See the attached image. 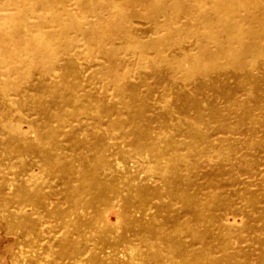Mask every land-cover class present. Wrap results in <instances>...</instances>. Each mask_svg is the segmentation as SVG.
Segmentation results:
<instances>
[{
    "label": "rangeland",
    "instance_id": "obj_1",
    "mask_svg": "<svg viewBox=\"0 0 264 264\" xmlns=\"http://www.w3.org/2000/svg\"><path fill=\"white\" fill-rule=\"evenodd\" d=\"M6 1L0 0V26L8 33V55L16 54L24 61L30 59L26 49L31 43L37 45L44 36L43 43L47 46L45 52L49 54L54 51L59 57L57 65H54L45 80L62 91L39 96V105L42 108L49 107L51 115L61 110L62 115L74 114L78 119L63 124L52 122L49 126L61 140L60 153L69 155L70 149L77 146L78 141H83L90 144V153L95 155L92 146L103 137L114 142L117 148L121 147L125 154L119 158L112 156L109 149L100 145L98 161H95L91 172L93 179L88 182L90 186L95 180L113 183L114 176L105 172L103 163L105 160L115 162L118 158L126 166L124 170L116 168L122 177H139L150 187H158L159 192L151 196L149 203L144 204L143 208L150 210L138 213L141 203L135 198L127 203L124 199V183L120 186L117 181L111 185L107 203L101 202V195L90 200L91 196L84 190L77 195L78 202L87 203L82 223L79 222L78 211L71 208L69 201L56 194L62 187L60 170L48 168L44 162L37 163L28 156L30 167L27 173L36 178L27 189L36 192V196L30 203L25 202L18 184L21 180L25 181L26 172L14 163L15 158L23 153L18 150L19 144L13 141L18 135L29 131L33 112L19 110L9 119L12 129L0 128V264H74L81 254L83 262L77 264H141L137 251L150 257L146 264H185L180 257H172L176 252L174 246L177 243L180 246L182 242L191 244L190 250H205L199 264H264V85L258 84L257 87L261 89L254 93L252 83L241 87L234 77L227 76L224 80L228 82L225 81L228 91L223 92L222 88L217 90L212 87L214 82L212 86L203 85L206 78L200 75L187 79L180 73L179 86L168 89L170 71L164 63L176 54L177 46L162 45L160 54L151 47L156 41H167L170 31L165 28L154 30L150 21L151 11L144 8L142 0H116L117 9L112 14L100 6L101 1L98 5L86 7L78 0H66L72 19L63 15L64 20L60 25L50 20L53 8L43 5L41 9L37 7L36 11L25 14V18L36 29L31 31L28 39L16 38V42L11 33L15 22L8 18L18 17L20 12L6 4ZM200 8L202 6L198 4L197 9ZM58 13H61V9ZM135 13L140 17H135ZM116 15L118 19L134 16L131 21L121 23L120 28L133 32L135 39L132 41L139 43L136 48H128L124 40L114 41V38L101 47L82 31L70 28L72 22L80 23L84 30L103 28L113 37L114 33L109 30L114 28L111 20ZM241 15L247 16L248 13L241 11ZM187 21L180 18L174 27L183 28L189 23L195 28L199 24L195 19ZM63 30L66 34H61ZM68 40L70 45L66 46ZM262 42L264 44V38ZM184 46L193 48L192 40L185 42ZM208 46L215 50L214 46ZM193 52L197 53V50L193 49ZM70 65L77 70L76 74L71 75ZM254 66V74L259 78L264 77V69L259 70L256 63ZM189 68L187 65L186 69ZM2 73L6 75L0 74V77L8 79L10 84L20 80L18 75H8L5 71ZM37 79L36 75L31 78V82ZM77 81L81 83L80 91L74 97L84 100L90 96V102L77 101L76 105L65 107L48 104L55 97L62 96L68 85ZM226 93L234 98L235 107L228 106L224 96ZM26 94L38 96L31 90H26ZM257 97L262 102H258ZM10 100H22V96L17 95L12 87L5 100L0 94L1 107L12 106ZM144 103L147 107H144ZM93 105L98 108L97 111ZM184 105L188 106L185 111ZM242 107L249 108L253 117L248 118ZM108 110L112 112L110 116L106 114ZM19 116L25 121L18 122L16 118ZM183 122L193 128L185 131L182 129ZM222 123L232 129H223ZM44 130L47 131V128ZM139 133L160 149L166 148L168 140L187 144L192 141L191 136H195L197 146L194 151L187 147L179 149L180 154L192 158L193 164L189 169L180 166L178 175L188 185V191L197 197L200 207H203L199 216L193 217L187 213L189 209L182 201L172 198L170 189L174 186L173 182H166L154 172L150 148L145 143H136ZM204 138L209 139V148L215 151L224 146H233V151L217 161L213 154L203 152L206 150ZM9 150L11 154L8 161ZM111 150L113 152L114 148ZM170 160V155L164 156V166L169 165ZM81 163L85 164L86 161ZM69 184L72 187L85 185L75 179H69ZM221 200L223 203L219 207L216 202ZM44 205L52 210L61 208L63 216L60 218L40 212V206ZM180 228H188L193 232L182 233ZM164 233L176 242L174 246L158 239L156 234ZM192 233L198 234L200 238L194 239Z\"/></svg>",
    "mask_w": 264,
    "mask_h": 264
},
{
    "label": "bare ground",
    "instance_id": "obj_2",
    "mask_svg": "<svg viewBox=\"0 0 264 264\" xmlns=\"http://www.w3.org/2000/svg\"><path fill=\"white\" fill-rule=\"evenodd\" d=\"M45 1H6V4L14 6L20 12L18 17L11 16L8 18L9 21L13 20L15 22L12 26L11 31V33L14 35L13 40L15 42L16 38L28 39L27 37H29L31 31L36 29L25 18V14H28L32 10L36 11L37 7L41 9V6L47 5L53 8L54 11L52 13V16L50 17V20L57 25L63 23V15L72 19L70 17L71 12L67 9L66 0ZM99 1H101L100 6L107 10L110 14H112V12L117 9L116 0H78V2L82 6L83 4L87 5L86 7H88V5L91 6V4H97ZM142 1L144 4V8L151 11L150 21L154 26V30L165 28L170 31L167 37V41H156L152 43L151 47L160 54V48L162 45L166 46L170 44V46H177V48L175 49L176 54L171 56V60L164 63V66H167L170 71V84L168 86V89L173 90L174 87L179 86L180 73L184 74L185 78L187 79H192L193 77L198 78L196 76L200 75V77L202 76L203 78H206V81L203 83V85L212 86L211 83L214 82V86L212 87H216L217 90L222 88L223 92H225L226 90L228 91V82L224 80L227 76L234 77L237 80L238 85L241 87L245 86L246 84L252 83L254 85V91L252 90L254 93L261 89L260 87H257L258 84L264 85V77L259 78L253 72L256 67L254 66V63L258 64L259 70L264 69V44L262 42V39L264 38V0ZM198 4H201L202 8L197 9ZM60 5H62V7ZM59 9H61V13H58ZM241 11H246L248 15L242 16ZM134 15L135 17H140L138 13H135ZM117 17L118 16L116 15L115 18L111 20L114 23V28L112 27L109 31L114 33L113 37H111V34L103 28L96 31L84 30L82 24L80 23L72 22L70 28H73L76 31H82L81 33L86 34L88 38L94 40L101 47H103L104 44H106L108 41H112L114 38V41L116 39L124 40L125 45L128 48H136L139 43L132 41L135 39V35L133 34V32L122 31L123 29L120 28L121 23H123L124 21H131L134 16L127 19H118ZM180 18L187 19L188 21L195 19L199 21V24L195 28L190 26L189 23H186L183 28H175L174 25L180 22ZM119 22L120 24H118ZM246 25H249V27H247ZM200 29H205L206 31H200ZM65 30H63V33L61 34H66ZM42 38L45 37L43 36ZM42 38L38 40L37 45H35V43H31V45L28 46L26 52H28L31 58L24 61L19 59V57H16V54L12 53L13 56L8 55L9 47H7L6 45L9 43L8 33L5 32L3 27L0 26V47H3V49L0 50V69L4 68L3 71L7 72L8 75L14 74L20 76V80L18 82H14L13 84H10L8 79L4 80L0 77L1 98L2 100H5V96L8 95L9 89L11 87L17 92V95L22 96L21 101L15 102L10 100L9 104H11L12 106L4 108V106L1 107V105L3 104L0 105L1 130H10L13 128V126L9 122V119L14 113H17L19 110L26 109V111L29 110L33 112V118L31 120L32 124L30 125L29 131L27 130L24 134L18 135L13 141L17 143V145L19 144L18 150L23 153L22 156L15 158V161L12 159L15 165L21 167V169L26 172L25 181L23 182L21 180L18 184V187L23 193V200L27 203H30L36 196H34L36 192L32 193L27 189L29 183L36 178L31 173H27V169L30 167V164L27 163V161L29 160L28 156H30L37 163L44 162L46 167L57 168L60 170L59 173L61 174L60 181L62 183V187L60 190L56 191V194H58L62 199H66V201H69V205L71 206V208L78 211L77 213L79 215V222L84 221L86 215L85 206L87 203L85 204L84 202H78L77 195L85 190L91 196L90 200H95L101 195V202L107 203L109 201L108 192L110 189H112L111 185L117 181L119 182L120 186H123L124 183V186L126 187V197L124 199L127 200V203L132 202V199L135 198L138 203H141L138 209V213L149 211L150 208L144 209L143 206L145 203H149L151 196H154L159 192L158 187H150L149 185L145 184V182L141 181L139 177L134 178L132 177V175H123L122 177V174L116 171V168L119 170H124L126 166L125 164H123V162H121V160L118 159L119 156H123L125 152L124 150H121V147L117 148L114 142H111L108 139H104L103 137L101 139H97L95 144L92 146L95 155L93 153H90V144H85L83 143V141H76L78 145L70 149L71 152L69 155L66 154V156H63V153H60V151H62V147L60 144L61 140L59 137H57L58 135L54 132V130L49 129V126H51L52 122L63 124L64 122H76L78 119L74 117V114L67 116L64 113L62 115L61 110L57 114L51 115V112L48 110L49 107L42 108L39 105V102L41 101V98L39 96L47 92L55 94L62 91L61 89L58 90V86H56L55 84H50L45 80V77L50 74L51 69L59 60V57L56 53L54 54V51L49 54L45 52L47 51V46L45 45V43H43ZM191 40L193 43V48H186L184 46V43L190 42ZM69 42L70 40H68V42H65L66 46L70 45ZM209 44L214 46L215 50L210 49L208 46ZM66 46L65 48H67ZM193 49L197 50V53H194ZM248 58H251L250 61L248 60ZM187 65L190 67L189 69H186ZM70 70L72 71L71 75L77 73V70L74 69L73 65L69 66V72ZM3 71H0V74L6 75L2 73ZM36 75L38 76V79L35 82H31V78ZM79 85H81L79 81L68 85V87L63 90L64 94L62 93V96L55 97L53 100H50L48 104H54L58 107H65L74 106L77 104V101L90 102V100H92L90 96L87 99L85 98L84 100H82V98H80V100H77L76 97H74L77 92L80 91ZM26 90L36 92L38 96H29L26 94ZM224 96L227 100L228 106H232L235 104L234 98L229 93H226ZM256 99L258 102H262V99L260 97H257ZM88 105H91V103H89ZM235 106L236 105H234V107ZM144 107H147L145 103ZM242 108L247 114L248 118L253 117V114L249 108ZM93 109L95 111L98 110V108L94 105ZM183 109L185 111V109H188V106L184 105ZM87 112L90 111L87 110ZM198 112L201 113V111ZM111 113L112 112L110 110L106 112L108 116H110ZM39 115H42L44 117L42 118ZM96 117L100 119L98 115H96ZM16 119L18 122L25 121V118L21 116ZM183 126L182 129H185V131L191 130V127L193 128L192 125L186 126L184 122ZM221 127L225 130L232 129V127H230L226 123H222ZM43 128H47V131H43ZM147 130L149 131V129ZM144 137V134L139 133L136 143L139 144L138 142H140L142 143V145L143 143H145L144 145H147L150 148L152 152V161L155 164L154 172L166 182H173L174 186H171V189L169 188L172 198L174 197L175 199L182 201L186 205V207H188L187 210L189 209V212L187 213H190L193 217L199 216V212L202 211L203 207H200L197 197L188 191V185L186 186V182L184 183L183 181L184 179L182 180L181 176L178 175L180 166H185L189 169L193 164L192 158L186 154H180V150L187 147L191 148L194 151V149H196L195 147L197 146V139H195V136L192 135V141L187 144L175 143L171 140H168L166 148L163 149L155 147L147 140V138L144 139ZM203 140L206 144V152H203L205 154L207 152L213 154L217 161L223 159L224 155L229 154L231 151H233L234 148L233 146H224L215 151L214 149L209 148L211 146L209 139L204 138ZM100 145H103L107 150L109 149L108 151L112 156H118L115 162L114 160H105L103 163V169L105 170V172H108L111 177L114 176L115 181L113 183H109L108 181L100 182L95 180V182L90 186L88 182L93 179L91 172L95 161H98V150L100 149ZM112 148H114L113 152L111 150ZM10 150H12V148H10ZM10 150L7 154L8 161L10 160ZM84 150H86L85 153L82 152ZM166 155H170L171 160L169 165L164 166L163 160L164 156ZM83 160L86 161L85 164L81 163ZM81 166L84 169H82ZM69 179H75V181L78 182L82 181L85 183V185L81 187H72V185L69 184ZM148 179L150 180V178ZM224 198L226 197H223V199ZM87 202L90 201L87 200ZM222 203V200L217 201L216 205L219 206ZM39 211L50 215L54 214L60 218L63 216V210L61 208L52 210L48 206L44 205L42 207L40 206ZM179 230L182 233H190L192 231H190L188 228H180ZM156 235L159 240H161L163 243L167 242L170 246H174V244L176 243L166 233ZM192 236L196 240L200 238L198 234L194 235L192 233ZM130 245L131 244H129V246ZM190 246L191 244L185 242L180 243V246L177 243V248L174 246V249L176 251L174 252L175 256L173 254L172 257H180L181 259H183L185 264H199L205 250H190ZM136 253L141 257V264H146L150 259V257L143 256L139 251H137ZM82 255L83 254H81L80 256ZM79 257L76 258L74 264L83 262V259Z\"/></svg>",
    "mask_w": 264,
    "mask_h": 264
}]
</instances>
